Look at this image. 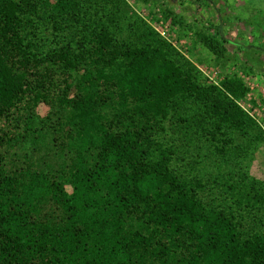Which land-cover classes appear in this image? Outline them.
<instances>
[{
	"label": "trees",
	"instance_id": "obj_1",
	"mask_svg": "<svg viewBox=\"0 0 264 264\" xmlns=\"http://www.w3.org/2000/svg\"><path fill=\"white\" fill-rule=\"evenodd\" d=\"M249 91L124 0H0V264H264Z\"/></svg>",
	"mask_w": 264,
	"mask_h": 264
},
{
	"label": "rangeland",
	"instance_id": "obj_2",
	"mask_svg": "<svg viewBox=\"0 0 264 264\" xmlns=\"http://www.w3.org/2000/svg\"><path fill=\"white\" fill-rule=\"evenodd\" d=\"M124 1L207 82L219 85L227 75L238 74L250 89L239 105L264 132V50L243 48L254 38L264 42V0ZM216 32L226 40L221 58L200 41L202 34ZM248 162L249 175L264 179V145Z\"/></svg>",
	"mask_w": 264,
	"mask_h": 264
}]
</instances>
